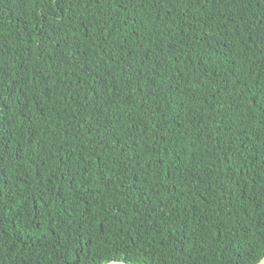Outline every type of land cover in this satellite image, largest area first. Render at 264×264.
Wrapping results in <instances>:
<instances>
[{"label":"trees","instance_id":"1","mask_svg":"<svg viewBox=\"0 0 264 264\" xmlns=\"http://www.w3.org/2000/svg\"><path fill=\"white\" fill-rule=\"evenodd\" d=\"M264 258V0H0V264Z\"/></svg>","mask_w":264,"mask_h":264},{"label":"water","instance_id":"2","mask_svg":"<svg viewBox=\"0 0 264 264\" xmlns=\"http://www.w3.org/2000/svg\"><path fill=\"white\" fill-rule=\"evenodd\" d=\"M106 264H133L131 262L128 261H124V260H115V261H111L109 263ZM257 264H264V258L261 259Z\"/></svg>","mask_w":264,"mask_h":264}]
</instances>
